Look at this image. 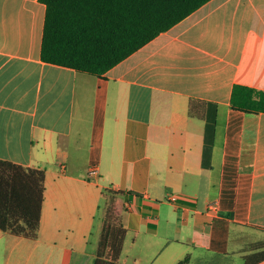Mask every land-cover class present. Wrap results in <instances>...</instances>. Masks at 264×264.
I'll list each match as a JSON object with an SVG mask.
<instances>
[{
	"label": "crops",
	"instance_id": "crops-1",
	"mask_svg": "<svg viewBox=\"0 0 264 264\" xmlns=\"http://www.w3.org/2000/svg\"><path fill=\"white\" fill-rule=\"evenodd\" d=\"M44 16L0 0V159L45 171L38 236L0 229V264H93L106 189L118 264H243L264 239V112L230 98L264 90V0H207L101 75L41 59ZM191 100L216 106L209 167Z\"/></svg>",
	"mask_w": 264,
	"mask_h": 264
},
{
	"label": "trees",
	"instance_id": "trees-1",
	"mask_svg": "<svg viewBox=\"0 0 264 264\" xmlns=\"http://www.w3.org/2000/svg\"><path fill=\"white\" fill-rule=\"evenodd\" d=\"M45 4L41 59L101 75L207 0H39ZM231 106L246 113L264 112V90L244 84L232 88ZM206 106V112L199 113ZM189 114L205 119L202 164L210 166L216 106L191 100ZM45 171L0 159V229L35 239L38 236ZM120 191H102V223L93 264H118L127 229L116 204ZM243 264L264 259V239L249 244ZM213 253L196 264H230ZM185 254L175 264H189Z\"/></svg>",
	"mask_w": 264,
	"mask_h": 264
},
{
	"label": "rangeland",
	"instance_id": "rangeland-1",
	"mask_svg": "<svg viewBox=\"0 0 264 264\" xmlns=\"http://www.w3.org/2000/svg\"><path fill=\"white\" fill-rule=\"evenodd\" d=\"M248 248H249V246H248ZM248 248H247V250H248ZM227 262L231 263V260H227ZM241 262H242V259H240L239 256H236L235 262L233 264H240Z\"/></svg>",
	"mask_w": 264,
	"mask_h": 264
},
{
	"label": "built area",
	"instance_id": "built-area-1",
	"mask_svg": "<svg viewBox=\"0 0 264 264\" xmlns=\"http://www.w3.org/2000/svg\"><path fill=\"white\" fill-rule=\"evenodd\" d=\"M175 198L176 197L174 195H172V194L169 196V200H174Z\"/></svg>",
	"mask_w": 264,
	"mask_h": 264
}]
</instances>
